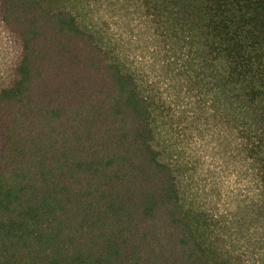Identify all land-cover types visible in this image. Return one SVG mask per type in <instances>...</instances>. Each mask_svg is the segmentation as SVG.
Returning a JSON list of instances; mask_svg holds the SVG:
<instances>
[{
    "label": "trees",
    "instance_id": "1",
    "mask_svg": "<svg viewBox=\"0 0 264 264\" xmlns=\"http://www.w3.org/2000/svg\"><path fill=\"white\" fill-rule=\"evenodd\" d=\"M145 1L250 161L257 253L182 200L137 75L71 12L0 0V264H264V0Z\"/></svg>",
    "mask_w": 264,
    "mask_h": 264
},
{
    "label": "rangeland",
    "instance_id": "2",
    "mask_svg": "<svg viewBox=\"0 0 264 264\" xmlns=\"http://www.w3.org/2000/svg\"><path fill=\"white\" fill-rule=\"evenodd\" d=\"M39 1L50 12H71L112 62L137 75L153 100L154 146L175 171L182 200L207 214L216 233L226 235L229 249L255 250L260 216L250 161L215 109L210 90L184 79L182 60L171 51L164 30L148 22L146 1ZM168 64L171 75L164 71ZM216 221L225 226L216 228Z\"/></svg>",
    "mask_w": 264,
    "mask_h": 264
}]
</instances>
